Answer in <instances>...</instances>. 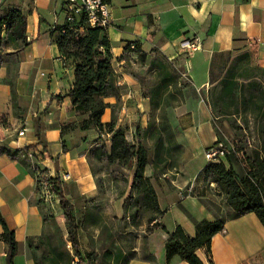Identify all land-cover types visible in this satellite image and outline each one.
<instances>
[{
    "label": "crops",
    "instance_id": "crops-1",
    "mask_svg": "<svg viewBox=\"0 0 264 264\" xmlns=\"http://www.w3.org/2000/svg\"><path fill=\"white\" fill-rule=\"evenodd\" d=\"M109 2L111 22L106 34L117 85L138 96V81L129 72L130 55L135 58L138 51L146 57L153 51L162 54L188 80L183 88V104L175 107H181V115L191 119L185 126L186 137L196 135V124L209 122L211 106L204 103L213 83V61L224 57L222 54L229 53L230 58L248 54L249 64L264 69V0ZM13 8L27 16V44L13 49L15 66L0 62V148L26 151L22 156L27 166L0 151V264H6L7 253L3 223L14 231L18 241L14 263L41 264L37 249L49 222L46 208L38 199L34 163L53 175L63 171L72 174V179L62 184V194L73 203L76 221L97 232L108 224V213L95 205L102 200L101 191L86 154L63 146L62 124L75 117L70 97L58 98L66 95L75 81V63L63 55L52 33L65 20H60L63 0H0L1 10ZM185 39L197 40L200 48L186 51L181 47ZM178 84H182L180 77L170 86ZM140 99L137 97V101ZM110 116L111 109L107 108L103 120L109 121ZM23 127L24 134L18 135V129ZM196 147L202 145H182L185 175L164 173L155 177L154 168H146L163 211L154 215L163 227L150 230L143 243L129 248L136 254L128 257L127 264H167L165 243L169 234L181 225L189 236H194L196 223L203 219H224L227 230L213 236L210 253L205 248L197 251L203 264H264V224L255 212L232 217L234 209L216 183L202 193L188 191L205 167L199 166L192 177L186 173L188 159ZM187 151L191 153L186 155ZM166 212L174 215L173 222L165 224ZM124 214L128 217L129 211L124 209ZM103 244L108 249V241ZM171 264L191 263L174 256Z\"/></svg>",
    "mask_w": 264,
    "mask_h": 264
},
{
    "label": "rangeland",
    "instance_id": "rangeland-1",
    "mask_svg": "<svg viewBox=\"0 0 264 264\" xmlns=\"http://www.w3.org/2000/svg\"><path fill=\"white\" fill-rule=\"evenodd\" d=\"M1 13L0 9V15ZM64 19L65 11L62 10L60 20ZM0 32V62H11L15 66L17 59L13 49L23 47L22 42L12 40L13 32L6 25ZM142 54L138 51L135 58L130 55L131 59L128 60L131 68L129 72L138 81L135 86L138 96L131 94L123 86H118L116 95L108 98H113L109 102L110 120L114 118L116 127L126 129L128 140L136 150L146 151L150 161L146 168L152 166L156 177L164 173L185 175L182 163L186 156L182 145H202L192 150L194 155L188 159L186 173L192 177L199 166H206L209 162L203 145L212 144L214 139H222L235 145L237 161L234 166L240 174L253 170L260 179H264V69L252 66L247 58L238 61L230 58L227 67H223L226 56L217 58L214 81L208 91V100L205 99L204 103L207 107L211 106L209 122L196 124V135L189 134L186 137L185 126L191 119L181 115V107L175 110V107L183 104V88L188 84L186 76L157 51H153L145 59ZM161 64L178 74L182 84L165 89L156 98L158 104L153 106L151 99L154 88L163 78L159 75ZM126 94L130 96L127 97ZM137 97H144L145 100L137 101ZM163 113L167 117L164 120L161 118ZM67 123L63 132L66 145L63 146L75 148L78 153L88 157L102 197L95 205L108 213V224H104L96 232L90 229V225H83L75 220L81 255L77 254L70 241L67 218H62V200L54 204L46 201L43 189L36 185L38 199L46 208L49 222L37 253L44 258L45 264H72L74 257L82 258V264H124L127 257L136 254L129 251V248L147 239L151 232L149 226L153 224L154 218L149 207L141 202L137 203L131 197L138 158L135 157L126 165L110 163L102 156V152L110 151L112 133L106 130L101 133L95 128L82 129L81 118ZM187 153L189 155L191 151H187L186 155ZM198 175L190 184L193 189L191 193H202L214 183L199 179ZM55 185V190L62 197V184L56 181ZM124 209L129 211L128 217L125 216ZM163 220L167 224L173 222L175 217L166 212ZM154 237L155 235L152 239ZM106 241L108 249L103 244Z\"/></svg>",
    "mask_w": 264,
    "mask_h": 264
},
{
    "label": "trees",
    "instance_id": "trees-1",
    "mask_svg": "<svg viewBox=\"0 0 264 264\" xmlns=\"http://www.w3.org/2000/svg\"><path fill=\"white\" fill-rule=\"evenodd\" d=\"M4 25L12 30V40H20L23 46L27 44V16L25 13L16 8L2 10L0 29ZM106 30L107 27L91 26L84 12L78 15L73 22L65 19L63 23L54 27L52 33L55 42L63 55L72 59L75 63L73 87L66 95H58V98L70 97L75 115L72 121L81 118L82 129L95 128L101 133L106 130L113 134L110 151L104 150L102 152V156L110 163L126 165L135 157L138 158L137 169L131 186V197H134L137 203L141 202L146 207H149L154 214L159 216L163 214V211L159 207L152 179L146 175V166L150 164L146 151L144 149H135V146L128 140L126 129L124 127H116L114 118L106 122L102 119L106 109L110 107V103L106 99L116 95L118 89L113 55L110 51ZM221 56H226L227 59L223 61L222 66L227 67L231 54H222ZM142 57L145 59L146 54L143 53ZM242 58L249 60L248 54L237 56L234 60L238 61ZM214 66L215 62L213 61V67L211 68L212 81H214ZM159 70V75L163 76V78L154 88V94L151 99L153 106L158 104L156 98L160 97L165 89L175 83L179 77L178 74L169 71L166 65L161 64ZM161 118L164 120L167 117L163 113ZM67 122L62 124V134L64 128L68 125ZM38 135L42 139L40 131H38ZM219 140L212 145L217 144ZM64 145L66 144L64 143ZM0 151L8 153L11 157L18 159L27 166V161L22 156V154H26V151L20 149L13 151L7 148H0ZM236 152L237 150L226 154L216 161H209L199 173V179L202 178L208 183L214 182L217 184L225 194L227 203L234 209L232 217L255 212L264 224V179H260L253 170L240 174L234 166L237 161ZM61 208L68 221L70 241L76 253L81 255L79 240L74 227L76 216L73 211V203L64 195L62 196ZM157 216L155 217L154 215V223L149 226V230L160 226L163 227L161 223H158ZM3 224L4 239L7 244L6 264H15L14 258L18 252V241L14 231L6 223ZM224 224V219L215 221L203 219L196 223V234L194 236H189L185 229L178 225L169 234L165 243L167 264L172 263L174 256H178L191 264H203L197 256V251L200 248H205L210 253L212 238L224 228ZM40 257V263L45 264L44 258ZM79 259L82 262V258ZM128 260L127 257L124 264H127Z\"/></svg>",
    "mask_w": 264,
    "mask_h": 264
},
{
    "label": "built area",
    "instance_id": "built-area-1",
    "mask_svg": "<svg viewBox=\"0 0 264 264\" xmlns=\"http://www.w3.org/2000/svg\"><path fill=\"white\" fill-rule=\"evenodd\" d=\"M65 19L73 22L75 18L82 12L86 13L88 21L91 26L108 27L111 22V10L109 0H63ZM82 30V29H81ZM83 31V30H82ZM261 39H258L260 41ZM181 47L188 52L199 49L200 44L195 41L185 39L181 43ZM26 128H20L17 131L18 135H23ZM236 147L233 143L220 139L217 144L211 145L206 148L205 156L208 161H216L221 157L235 152ZM31 155V154H30ZM26 156V155H24ZM32 171L35 176L36 185L43 189L44 198L51 203L60 202L62 197L58 195L55 190V182L63 184L72 179V174L69 171H63L60 175H53L49 171L44 170L40 165L34 163ZM192 187L189 186L188 191L191 193ZM222 232L226 233L227 230L223 228ZM72 264H82L78 257H74Z\"/></svg>",
    "mask_w": 264,
    "mask_h": 264
},
{
    "label": "water",
    "instance_id": "water-1",
    "mask_svg": "<svg viewBox=\"0 0 264 264\" xmlns=\"http://www.w3.org/2000/svg\"><path fill=\"white\" fill-rule=\"evenodd\" d=\"M0 41H1V32H0Z\"/></svg>",
    "mask_w": 264,
    "mask_h": 264
}]
</instances>
